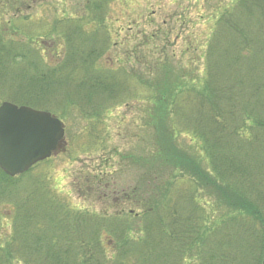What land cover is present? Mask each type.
I'll return each instance as SVG.
<instances>
[{"label":"trees","instance_id":"1","mask_svg":"<svg viewBox=\"0 0 264 264\" xmlns=\"http://www.w3.org/2000/svg\"><path fill=\"white\" fill-rule=\"evenodd\" d=\"M86 1L92 17L67 20L54 27L61 35L63 44L58 45L63 49L57 52L58 59L47 63L46 68L41 61L44 58H39L26 43L16 41L7 27H1L0 21V82L6 74L14 73L11 83L17 82L19 89L6 99L0 96V100L47 109L60 117L73 107L98 122L108 107L122 101L129 87L123 77L116 76L119 72L122 74L121 71L96 64V59L110 45V36L99 26L91 31L84 29V25L87 27L105 18L112 0ZM21 4L20 0H2L0 5L9 9L15 6V14H18ZM0 18L3 19L1 15ZM219 27L207 56L206 87L202 90L192 86L184 88L186 84L181 86L182 79L176 75L170 78L167 68L149 85L153 90L149 99L156 96V89L159 92L147 117L152 133L151 147L145 146L137 153L126 152L121 156L123 162L119 169L106 158L94 168L95 186L91 185L87 191L89 195L109 199L103 213L94 216L65 208L56 210L44 190L43 180L33 172L49 160L16 177L0 169V202L15 205L13 243L26 236L30 229L27 228L40 212L34 208L43 204L35 190H30L25 199L29 207L33 204L34 208L21 220L16 217L21 210L13 190L32 179L51 206L52 234L36 235L33 248L39 257L49 260V264H183L188 252L201 244L204 264H236L237 260L239 264H246L249 257L245 251L250 250L252 237L260 246L257 252L252 249L256 259L247 264H261L264 250V59L257 60L254 55L264 52V0H239L237 9L222 16ZM222 29L234 36L230 41L232 55L228 64L220 59ZM146 44L147 41L143 45ZM226 65L232 70L227 71L228 75H225ZM15 71L21 73L15 74ZM256 72L258 81L250 79ZM232 73L236 74L235 78L225 80L224 77ZM65 81L82 88L84 97L58 99L60 108L54 110L42 107L51 86ZM181 133L203 140L213 176L195 152L176 142ZM131 167L140 171L137 180L122 185L120 174ZM179 170L190 176L191 183L186 181L184 187L178 184L183 178L176 175ZM205 187L208 195L218 196L216 206L237 211L242 218L220 224L207 234L205 207L199 203L197 195V191ZM110 210L113 216L109 215ZM129 216L137 220L136 225L144 233L134 242L133 228L126 220ZM106 226L111 229L108 249L112 253L106 252L101 240L102 228ZM235 238L239 239L238 246L233 245ZM23 241L30 246L28 240ZM216 241L221 243L216 245ZM0 248L5 247L0 244ZM235 251L246 255L238 256ZM7 252L13 260L23 259L27 264L36 262L22 246L16 251L10 247ZM2 255L0 252V264H7Z\"/></svg>","mask_w":264,"mask_h":264},{"label":"rangeland","instance_id":"2","mask_svg":"<svg viewBox=\"0 0 264 264\" xmlns=\"http://www.w3.org/2000/svg\"><path fill=\"white\" fill-rule=\"evenodd\" d=\"M20 1L22 4L18 14H15V6L9 9V7L1 8L0 5V15L3 17V19L0 18L1 27H7L16 41L26 43L29 48L36 51L39 58L46 59V61L41 60L45 68L49 65L47 63L58 59L57 52H61L63 49L62 46L58 45L59 42L63 44L61 35L57 34L54 27L67 20H82L88 15L92 17L86 7V0ZM238 1L112 0L107 9L108 12L101 22H96V20L90 26L84 25V29L87 31L99 26L98 28H101L105 35L110 36V45L106 47L107 50L103 55L96 59V64L100 67L109 65L113 70L121 71L123 75L119 72V75L116 74V76L120 79L123 77L122 80L128 83L129 88L126 89L121 102L111 105L106 112L100 115L101 120L99 122L96 121V118H89L73 107L65 110L60 117L66 126L65 143L61 144L60 151L53 155L48 162L41 164L33 171L36 176H40L43 180L44 190L52 198L56 210L65 208L66 211L71 210L73 213L94 216L104 212L105 208L109 206V199H100L96 194L89 195L87 191L88 187L94 185L93 179H96L94 168L98 167L102 158H106L111 160L115 169H119L121 161L123 162L121 156L126 155V152L137 153L145 146L151 147L152 133L148 127L147 117L150 107H153V102L156 101V96H159V92L153 87L156 89L154 92L156 96L154 95L153 99H149L148 97L153 93L149 85H152L153 80L160 77L167 68L171 72L170 78H174L176 75L182 79L181 86L186 84L184 88L192 86L202 90L206 87L207 56L209 48H211L212 42H215L216 35L220 30L219 21L223 15L237 9ZM11 17L14 18L7 20ZM12 27L15 30H12ZM220 35L223 36L220 39L223 47L220 59L225 60V64H228L232 55L230 41L233 40L234 36L227 34L224 29ZM96 36L98 37V34ZM255 39L258 40L257 37ZM145 41L147 44L143 45ZM35 43L40 51H38ZM139 56L142 58H137ZM254 57L257 60H263L264 52L255 54ZM224 69L226 70L225 75H228L227 71L232 72L228 65ZM20 73L21 71H15V74ZM13 74H6L1 79L0 96L3 99L10 97L19 90L17 82L11 83L10 78ZM235 76L236 74L232 73V76L224 78L229 80L234 79ZM250 79L258 81V73L253 74ZM69 96L82 99L84 97L83 89H79L76 84L66 81L52 85L42 107L52 110L60 108L58 99L62 100V98ZM3 101L1 99L0 104ZM176 142L180 146L185 148L187 146L195 152L206 171L212 176L214 175L202 139L193 134L181 133ZM139 173L138 169L133 170L132 167L129 170H124L120 174L119 182L122 185L135 183ZM176 173L178 177L180 175L183 177L178 181V184L183 186L186 185V181L187 184L191 183L189 181L190 176L181 174L184 172L180 170ZM205 189L207 188L202 190L200 188L197 195L199 203L205 207L206 233H210V230L220 224L225 225L227 222L229 224L232 219L236 222L237 218H242L238 216L237 211L216 206L218 196L216 194L214 196L208 195V191ZM30 190H35L36 196L43 201V204L39 208H34V205H31L34 210L40 209V212H38L39 214L36 213L32 221L33 224L27 228L31 230L29 229L26 236L17 243H13L15 232L13 209L15 205L5 201L0 202V244L5 247L0 248V252L7 264H27L23 259L13 260L8 255V248L11 247L13 251H16L21 246L36 261L35 264H49V260L39 257L33 248L36 235L50 236L52 234L49 223L51 206L32 179L23 183L20 189L16 190L15 188L13 190L14 193L16 192L17 203L21 210L17 212L16 217L21 220L24 214L33 209L29 207V203L25 199ZM210 191L212 192V190ZM111 211H109V215L113 216L114 212ZM126 220L133 228L132 241H137L144 233H142L140 226L136 225L137 220L134 217L129 216ZM36 223H40L41 226H37ZM37 227L40 229H36ZM232 227L231 222V229ZM109 230L111 229L107 226L102 228L101 240L106 252L112 253L108 249V242L112 237ZM256 237L261 238L262 236L256 235ZM23 240H28L30 246L27 247ZM220 243L219 241L215 242L216 245ZM238 243L239 239H233V245L238 246ZM249 245L250 250L245 251L249 257L248 260L246 259V264L249 263V260L253 262L256 259L252 249L257 252L260 246L255 237L251 238ZM235 254L238 256L246 255L242 251H235ZM263 254L264 250L262 256ZM183 259V264H204L202 261V244L200 247L194 246ZM262 262L263 259L261 264ZM236 264H239L238 260Z\"/></svg>","mask_w":264,"mask_h":264},{"label":"water","instance_id":"3","mask_svg":"<svg viewBox=\"0 0 264 264\" xmlns=\"http://www.w3.org/2000/svg\"><path fill=\"white\" fill-rule=\"evenodd\" d=\"M64 140V123L52 113L9 101L0 105V168L8 175L27 172Z\"/></svg>","mask_w":264,"mask_h":264}]
</instances>
